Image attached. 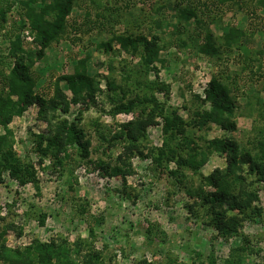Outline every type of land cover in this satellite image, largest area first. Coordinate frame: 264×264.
I'll list each match as a JSON object with an SVG mask.
<instances>
[{"label": "rangeland", "instance_id": "obj_1", "mask_svg": "<svg viewBox=\"0 0 264 264\" xmlns=\"http://www.w3.org/2000/svg\"><path fill=\"white\" fill-rule=\"evenodd\" d=\"M90 1L79 0L75 4L66 35L53 43L33 68L36 91L50 96L58 77L72 75L76 61L89 60L88 73L102 90L97 103L87 106L81 103L72 106L69 114L59 113V117L69 122H73L78 112L82 113L81 127L91 143L89 155L85 157L70 147L69 158L60 165L54 158L37 154L35 136H47L50 125L39 117L38 106L14 117L8 125L14 162L2 170L0 180L1 242L4 240L7 250L16 251L24 250L34 240L42 243L55 240L58 244L66 240L69 248H79L83 254L100 252L103 258L96 264H230L235 257L240 261L234 264H264V181H259L254 173L251 175L249 166L229 173L233 170L229 171L227 158L232 152L221 149L223 141L230 139L238 142L242 152L245 147L256 154L257 142L264 143V121L250 107L256 96L264 100V56L258 54L264 47V9L259 6V0H235L223 12L215 6V0H94L96 10H89L85 4ZM177 3L182 4L179 8L186 5L197 8L204 24L196 27L194 22L183 23L185 29L180 35L176 30ZM4 4L5 0H0V6ZM104 8L115 9L118 24L107 27L105 22L98 29L95 14L106 15ZM14 12H18V6ZM157 18L164 20L160 31L155 29ZM216 18L220 23L213 21ZM231 26L247 31L240 51L226 53L221 60L198 52V33L203 35L209 28L221 37ZM150 33L161 37L163 48L159 53L161 61L147 70L141 62L142 50L137 55L127 53L114 38ZM25 36L26 42H31L32 38ZM180 38L186 41V46H181ZM107 43L112 44V51L102 47ZM2 46L8 45L4 42ZM214 75L230 85L237 100L232 118L236 130L226 131L213 123L209 130L191 131L190 136L199 147L206 148L209 142L214 147L196 173L189 169L182 172L187 185L192 181L198 187L205 177L219 170L223 176L221 187L228 181L235 194L254 195L256 201L251 208L255 217H244L238 233L228 237L213 227L205 210L200 209V201L184 190V185L179 183L181 176H172L177 164L166 160L162 118H156L157 124L149 126L136 143L124 137L110 148L99 137L101 133L107 139L117 136L122 125L146 119L155 111L151 105L144 104L128 115H111L115 103L110 97L118 100L120 96L109 92V81L121 86L128 97L153 93L166 113L175 110L179 117L188 120L186 108H196V96L205 98L204 90ZM60 85L71 98L65 83ZM161 85L169 87L168 95L156 89ZM203 109L211 108L206 104ZM249 112L254 113L253 117ZM0 136H8L2 125ZM179 142L173 147L186 155ZM127 145L136 146L123 158L132 165L131 176L115 178L94 169L98 161L115 166L117 157L123 156V146ZM190 147L194 146L190 144ZM237 176H243L246 181L239 182ZM227 210L226 223L228 218L241 216L237 210ZM3 255L8 257L7 252ZM70 260L73 262V255ZM0 264L8 263L0 258ZM51 264L59 263L54 259Z\"/></svg>", "mask_w": 264, "mask_h": 264}, {"label": "trees", "instance_id": "obj_2", "mask_svg": "<svg viewBox=\"0 0 264 264\" xmlns=\"http://www.w3.org/2000/svg\"><path fill=\"white\" fill-rule=\"evenodd\" d=\"M79 0H18L17 4L13 0H5V4L0 6V125H2L8 136H0V180L2 170L6 169V165L14 162L15 153L12 148L9 136L11 135L8 125L13 118L23 116L24 113L32 106H38L39 117L47 122L50 127L48 135L42 134L35 136V151L37 154L54 158L55 163L63 165L66 158H69V148L81 152L85 157L89 155L90 141L86 133L81 127L82 113L78 112L73 120L59 117L61 114H69L72 106L78 104L88 105V103H97V95L102 92L99 82L91 77L88 73L87 63L89 60L84 58L76 61L74 72L72 75H63L58 77L53 84V91L50 96L38 93L37 80L33 73V68L38 61L43 60L45 52L57 43L67 33L69 29V17L71 16L75 4ZM90 1V0H89ZM212 2L213 0H206ZM215 6L219 11L223 12L229 3L235 0H215ZM205 4V2H204ZM219 4V5H217ZM88 9L96 10L94 0L88 4ZM182 4L177 3L175 9L178 10L179 23L177 32L182 35L183 23L194 22L195 26L204 24L197 8L186 5L179 8ZM15 6H18V12H14ZM259 6L264 9V0H259ZM119 9V6H117ZM107 13H96L95 25L98 27L106 26L114 27L118 24L115 17L114 8H104ZM91 13V12H90ZM88 13L87 15H90ZM160 14V10H158ZM158 14V15H159ZM161 16L163 14H160ZM160 17V16H159ZM87 18H90L87 17ZM100 19V20H99ZM157 18L154 21L156 30L163 28V21ZM219 18L213 19L215 23H220ZM153 21V20H152ZM99 29V28H98ZM78 31V29H76ZM247 31L231 26L221 37L216 36L209 28L203 35L197 34L200 40L198 44V52L206 55L211 59L221 60L226 53L240 51L243 48V40L246 38ZM25 34L31 37V42H26ZM74 39H72L73 42ZM114 41L127 53H141V62L150 70L159 59V53L162 46L161 37L157 34L150 33L149 36H127V34L116 36ZM7 43V48L2 43ZM181 46H186V41L180 38ZM173 45L176 43L173 42ZM179 46V45H178ZM107 51H112V44H102ZM141 48V49H140ZM3 49L4 51H1ZM264 56V47L258 52ZM163 62V61H162ZM64 82L67 89L71 92L69 98L61 87ZM109 92H113L117 98L111 99L115 103L110 111L111 115L134 113L140 105L149 104L155 111L146 119L134 120L121 126L120 134L107 139L103 133L99 134L102 142H106L108 147H114L119 139L124 137L130 142L136 143L141 137L145 136L146 129L151 125H156V118H162L164 122L165 132V148H167L166 160L168 162L175 161L177 170L171 172L172 176L179 179V183L184 185V190L200 201V209L205 210L206 217H210V222L218 232L224 236H232L238 233V228L245 218H254L252 212V203L256 201L252 193L235 194L231 190L228 181L223 183L221 187L220 180L222 174L219 170L213 172L210 176L205 177L200 186L195 187L193 182L187 185V177L183 174L184 169H189L196 173L200 167L205 164L208 156L213 149V143L209 142L206 148L199 147L190 136L191 131H203L210 129V125L216 123L226 131H235L236 123L232 121L235 116L236 99L233 97L232 88L220 76L214 75L208 82L204 93L205 98L196 96L197 105L192 110V106L186 108L189 112V119L185 120L179 117L175 110L166 113L164 105L152 93L150 96L135 95L128 97L127 92L114 81L108 82ZM156 89L168 95L169 87L161 85ZM110 96V94H109ZM256 96L251 101V111L255 114L258 111L260 120L264 121V100ZM209 104L210 110H204L203 105ZM238 108V107H237ZM250 113L253 117L254 113ZM75 115V114H74ZM10 134V135H9ZM181 141H178V138ZM175 142L182 144V149L186 150V155L177 151L173 147ZM221 149L227 151L231 149V154L227 158L229 171L243 170L245 166H249L248 172L259 177V181H264V143L259 141L255 146L258 152L254 154V150L246 149L243 152L239 149L237 141L230 139L224 140ZM192 144L194 147H190ZM136 146H123V156L120 155L116 159V165L110 166L105 162L98 161L94 164V169H100L103 173L110 177L125 178L133 173L132 165L127 162L124 156L134 151ZM192 149V150H191ZM65 154L63 158L61 155ZM64 160V161H63ZM9 166V165H8ZM228 173V175H229ZM15 175V172H12ZM228 175L225 177H228ZM224 177V178H225ZM230 177V175H229ZM239 182H245L243 176L236 177ZM225 180V179H223ZM220 184V185H219ZM207 188L209 189H206ZM183 187V186H182ZM227 206V208H225ZM229 211L237 210L240 217H232L224 222L225 215ZM197 210V209H196ZM195 215L199 216L197 211ZM84 212V210H82ZM243 217V218H242ZM209 222V223H210ZM0 234V258H3L8 264H51L55 259L59 264H96L102 260L103 255L100 252L83 254L79 248H69L66 240L60 241L59 244L55 240L50 243H42L34 240L33 243L24 250L10 251L5 248L4 240L1 242ZM4 252L8 253V257L4 256ZM11 252V253H10ZM73 255V262L70 258ZM5 258V259H4ZM80 262H76V261ZM239 258H232L230 264L238 263ZM146 264V263H145Z\"/></svg>", "mask_w": 264, "mask_h": 264}]
</instances>
